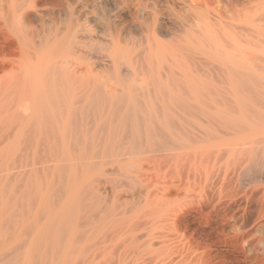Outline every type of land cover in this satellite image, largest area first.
<instances>
[{"label": "bare ground", "instance_id": "1", "mask_svg": "<svg viewBox=\"0 0 264 264\" xmlns=\"http://www.w3.org/2000/svg\"><path fill=\"white\" fill-rule=\"evenodd\" d=\"M0 264H264V0H0Z\"/></svg>", "mask_w": 264, "mask_h": 264}]
</instances>
